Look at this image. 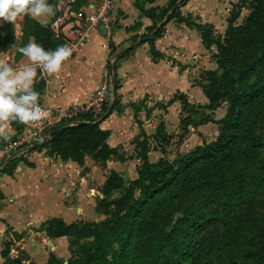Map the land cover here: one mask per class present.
Listing matches in <instances>:
<instances>
[{
    "label": "trees",
    "instance_id": "1",
    "mask_svg": "<svg viewBox=\"0 0 264 264\" xmlns=\"http://www.w3.org/2000/svg\"><path fill=\"white\" fill-rule=\"evenodd\" d=\"M188 1L180 0L167 22L177 18L198 30L206 48L217 47L213 55L217 67L205 71L200 83L208 103L200 106L215 111L227 101L228 107L220 119L213 115L196 119L200 107L192 105L186 95L179 92L172 101L180 100L183 110H189L181 118L185 128L213 122L221 125L218 137L180 153L178 159L161 157L154 162L149 159V137L137 138L138 175L128 179L124 173L110 172L102 187L104 197L95 207L104 219L68 224L54 217L42 225L51 238L75 237L67 262L50 251L47 264H264V219L251 210L258 188H264V0H238L236 4L250 12L240 24L236 22L240 14L233 13L223 36H215L212 25L182 15L180 6ZM83 3L76 0L70 10ZM165 24L154 34L156 27L151 28L144 37L153 41ZM1 31L5 35L0 47L7 49L15 42V26L4 22ZM30 36L46 50L65 44L49 25L25 16L23 42ZM16 127L20 131L22 123L16 121ZM108 136L99 121L84 115L77 124L51 130L40 148L80 165L87 155L106 163L120 158ZM154 140L159 145L170 142L163 121ZM246 180L251 182L245 187ZM3 197L0 190V209ZM214 230L220 234L218 239ZM9 252L6 242L2 251L6 262L22 264Z\"/></svg>",
    "mask_w": 264,
    "mask_h": 264
},
{
    "label": "crops",
    "instance_id": "2",
    "mask_svg": "<svg viewBox=\"0 0 264 264\" xmlns=\"http://www.w3.org/2000/svg\"><path fill=\"white\" fill-rule=\"evenodd\" d=\"M173 1L116 0L111 31L100 26L90 41L63 63L58 74L41 76L38 70L34 90L40 94L39 102L61 111L73 103L85 101L90 92L100 86L106 66L109 62L112 63L114 89L104 114L99 119V125L109 132L107 141L111 147L118 148L120 158L114 157L101 163L87 155L82 165L74 160H63L60 155L50 154L47 148H40L47 140L52 130L50 129L45 132L46 140L29 146L27 151L19 153L1 167L0 190L4 197L0 209V264H8L2 255L6 242L10 243L9 256L21 259L22 264H47L50 251L67 262L71 256L66 246L68 241L71 244L68 236L51 238L42 230V225L54 217L62 218L68 224L95 220L92 217L96 216L93 214L94 210L96 212V201L103 197L102 187L110 172H127L130 179L138 174L133 172V167L141 164L136 152V139H143L145 135L152 143V133H156L159 122L166 121L169 128L171 115L176 116L178 121L170 130L177 132L180 128L182 103L180 100L172 101L174 96L180 92L187 96L192 105L208 103L201 85L194 84L191 77H188L187 73L191 72V68L185 69L181 64L184 58L193 60L194 57H202L203 64L209 62L205 71L215 69L216 61L209 59L215 46L206 48L198 30L185 22L177 18L167 22L168 16L180 2L178 0L176 6L172 7ZM199 1L189 0L180 6L182 15L194 16L196 12H200L203 14L200 15L201 18H208L210 11H213L220 0H205L203 5ZM59 2L60 0H48L54 13L35 20L48 26L57 14ZM75 2L76 0L72 7ZM98 2L99 0H84L79 9L91 13ZM79 9L73 8L74 11ZM24 18L25 16L14 23V44L8 49L0 47V58H5L12 65L27 62L17 51L18 47L25 46L33 38L30 36L23 42ZM4 22L6 21L0 20L1 39V26ZM164 23L166 24L160 36L153 41H141L144 36L149 35L151 28L156 27L155 31ZM150 37L152 36L148 38ZM134 44L136 46L127 56L118 60ZM212 59H215L214 56ZM216 113L215 111L214 118H217ZM208 123L189 125L188 129H193L189 133L190 139L194 140L193 132L196 127L200 132L199 130L212 124ZM27 126L22 124L23 128ZM6 131L11 137L9 141L16 139L20 133L16 121H11ZM184 142L181 141L180 145ZM0 143L6 142L0 139ZM188 151L190 150L180 153L186 154ZM153 154L157 153L149 152L152 162ZM49 241L54 244V249H48Z\"/></svg>",
    "mask_w": 264,
    "mask_h": 264
},
{
    "label": "clouds",
    "instance_id": "3",
    "mask_svg": "<svg viewBox=\"0 0 264 264\" xmlns=\"http://www.w3.org/2000/svg\"><path fill=\"white\" fill-rule=\"evenodd\" d=\"M53 13L48 0H0V20L12 24L24 16L38 20ZM17 51L27 62L12 65L0 58V139L5 142L11 139L6 131L11 121L29 125L47 115L39 103L40 94L34 90L38 70L41 76L58 74L63 63L73 54L68 45L46 50L36 43L34 37Z\"/></svg>",
    "mask_w": 264,
    "mask_h": 264
},
{
    "label": "built area",
    "instance_id": "4",
    "mask_svg": "<svg viewBox=\"0 0 264 264\" xmlns=\"http://www.w3.org/2000/svg\"><path fill=\"white\" fill-rule=\"evenodd\" d=\"M74 1L60 0L56 16L48 24L57 36H63L64 45H68L73 50L72 55L80 51L90 41L93 33L100 26L104 25L108 31H111L116 4V0H99L94 10L91 13H86L83 9L70 10ZM113 84V65L111 63L106 66L103 72L100 86L91 91L85 101L73 103L61 111H57L51 105L39 102L47 113L46 117L21 129L16 139L0 145V152L3 153L0 155V168L19 153L27 151L29 146L46 140L45 132L61 122L74 125L84 115H92L96 121L99 120L103 116L113 92Z\"/></svg>",
    "mask_w": 264,
    "mask_h": 264
},
{
    "label": "rangeland",
    "instance_id": "5",
    "mask_svg": "<svg viewBox=\"0 0 264 264\" xmlns=\"http://www.w3.org/2000/svg\"><path fill=\"white\" fill-rule=\"evenodd\" d=\"M199 2H200V4L203 5L205 3V0L204 1L200 0ZM237 2H238V0H229V1L220 0L219 4L212 9L213 11H210V13H209L210 16H208V18H201L200 15H203V14H200V12H196L197 16H195L196 13L194 12L195 14H194V16H191V19H192V21L197 22V23L212 25L214 35L215 36H223L225 31H226L227 25H228V18L233 13H239L240 14L238 20L236 21L238 24H240L243 22V18H245L250 12L249 8H247V7L240 8L236 4ZM195 3H196V1H194V4ZM2 35L4 36L5 32L2 31ZM216 52H217V47L215 46V50H212L211 53L214 54ZM213 54H210V58H209L210 60H215V59H212ZM110 63L111 62H109L108 65H110ZM203 63H204V60L202 59V57H198V58L194 57L193 60H190L188 58H184L183 63L182 64L180 63V64L185 69L191 68L190 69L191 72L187 73L188 77L189 78L191 77V80H193L194 84L199 85L201 82L204 81L205 69H206V67H208L207 64L209 62L207 61L206 65ZM192 67H194V70H192ZM195 101H197V99ZM200 105H202V104L197 103V106L200 107V109H199L198 113L196 114V117H198L196 119H200L201 117L203 119L205 117H208L209 115H214L215 111L217 112L216 113V115H217L216 119H220L226 114L228 102L224 101L219 107L216 108L215 111L204 109ZM165 110H164V112H165ZM188 113H189V110L187 109V111H184L183 107H182V112L180 113L179 121L181 120L182 117L187 116ZM171 117H172V119L169 120V122H168V124L170 126L169 128L166 126V123H165L166 121H163L165 123L166 129L168 130L167 132L171 133L170 134V142L168 144L159 145V144H157V142H155V140L152 139V143L150 144L151 145V151L157 153L156 155H154V154L152 155L153 161H157L161 157L169 158L171 160L178 159V155L180 154L181 151L191 150V149L195 148L197 145L203 144L204 141H209V142L213 141L219 135V130H218L219 125L212 122L211 125H208V126L202 128L201 130H199L200 132H198V129L196 127V129L193 132L195 135L194 140L190 139L189 133H190V131H193L192 128H189V129H188V127L185 128L184 125L181 124V125H179L180 128L177 129L178 130L177 132H175L174 130H170L172 127H174V125L178 121V118L176 116L171 115ZM218 117H220V118H218ZM97 121H99V120H97ZM159 124H160V122H159ZM155 130H156V128H155ZM152 135L154 137L155 132L152 133ZM181 141L182 142L185 141V142L180 145ZM159 152H161V154H159ZM138 167H136V168L133 167V172H137ZM124 175L126 176V178L130 179V175L127 172H125ZM137 175L134 176V178L137 177ZM250 182H251L250 180H246L244 186L245 187L248 186L250 184ZM114 196H117V193H115ZM98 199H97V201H98ZM97 201H96V203H97ZM251 210L253 211V213L256 217L259 216L260 218L264 219V188H261V187L258 188V192L256 193L254 204L251 207ZM93 214L96 216L92 217V219H95L92 221H100V220L105 218L104 215H102L101 213H98L97 211L95 212V210H94ZM239 215H240V217H244L245 213L239 212ZM212 233L216 239L219 238L220 234H219L218 230H214V231H212ZM66 246L70 251V242L69 241H68V244L66 243ZM49 248L50 247L48 246V249ZM70 254H71V252H70Z\"/></svg>",
    "mask_w": 264,
    "mask_h": 264
},
{
    "label": "water",
    "instance_id": "6",
    "mask_svg": "<svg viewBox=\"0 0 264 264\" xmlns=\"http://www.w3.org/2000/svg\"><path fill=\"white\" fill-rule=\"evenodd\" d=\"M160 26H161V25H160ZM160 26H158L157 29H156L152 34H154L157 30H159ZM101 28H105V26L102 25ZM105 29H106V28H105ZM145 39H146V38L144 37L141 41H143V40H145ZM141 41H139V42H141ZM135 46H136V44H134V45L128 47L127 50L132 49V48H134ZM80 123H85V121H84V122L82 121V122H80ZM65 124H67V123H65ZM65 124H61V125H58V126L52 127L51 129H52V130H53V129H56V128H58V127H60V126H62V125H65ZM219 130L221 131V125H219ZM68 239L72 242V241L75 239V237H74V236H68ZM48 245H49V247H51L52 249H54V244H53L51 241L48 242Z\"/></svg>",
    "mask_w": 264,
    "mask_h": 264
}]
</instances>
